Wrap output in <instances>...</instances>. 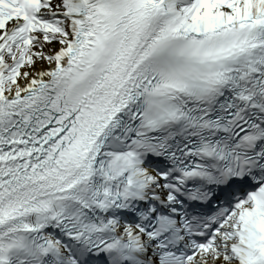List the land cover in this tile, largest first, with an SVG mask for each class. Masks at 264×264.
Returning <instances> with one entry per match:
<instances>
[{"label":"snow or ice","instance_id":"snow-or-ice-1","mask_svg":"<svg viewBox=\"0 0 264 264\" xmlns=\"http://www.w3.org/2000/svg\"><path fill=\"white\" fill-rule=\"evenodd\" d=\"M0 264H264V0H0Z\"/></svg>","mask_w":264,"mask_h":264}]
</instances>
